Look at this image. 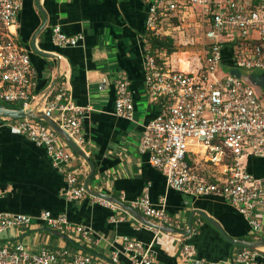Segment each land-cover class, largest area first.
I'll use <instances>...</instances> for the list:
<instances>
[{"label":"crops","instance_id":"obj_1","mask_svg":"<svg viewBox=\"0 0 264 264\" xmlns=\"http://www.w3.org/2000/svg\"><path fill=\"white\" fill-rule=\"evenodd\" d=\"M241 1L256 5L263 0ZM193 9L172 12L160 25L161 37H170L175 47L170 54L162 51L180 69L177 56L180 52L176 46L182 42L185 31L174 21L182 24ZM196 10L197 14L191 16L202 21ZM146 15V0H22L13 31L18 43L28 51L35 71V98L31 108L43 111L47 103L41 99L42 93L50 92L52 98L57 87L68 82L74 102L89 108L81 130L85 139L82 149L94 166L90 187L128 205L144 191L152 203L164 197L166 211L170 215H179L183 230L188 227L191 213L199 210L232 238L264 239V234L253 231L245 217L222 197H190L169 188L165 176L149 163V154L139 152L143 128L157 111L145 91ZM56 24L68 35H79L77 42L65 47L55 45L51 28ZM203 34L202 50L198 51L202 55ZM33 44L50 56L34 52ZM228 49L223 48V60L232 61ZM117 73L127 75L130 80L134 105L131 119L115 113V93L111 84L105 88L98 86L103 78L112 79ZM190 162L197 164L196 168L205 178L212 180L214 174L217 176L215 167L205 163L200 156L190 154ZM243 163L248 172L264 178V157L247 155ZM71 164L84 184L90 171L87 162L74 153ZM215 169L217 172L218 168ZM65 189L62 175L53 168L43 147L0 120V213L37 216L41 211L49 210L54 215L65 214L74 227L69 232L58 231L34 221L29 226L1 232L0 246L21 241L32 251L67 248L76 254H89L95 264H111L110 253L120 250L121 236L130 235L152 245L156 257L154 264H189L179 253L182 245L175 233L145 225L119 205V208L111 209L92 195L81 200H68ZM112 216L123 217V220L111 222ZM257 217L262 219L263 216L259 213ZM78 225L92 231L91 242L75 229ZM186 236L194 245L196 256L207 261L223 263L243 248L227 241L196 213ZM257 250L255 264H264V246ZM119 264H127L123 255H120Z\"/></svg>","mask_w":264,"mask_h":264},{"label":"built area","instance_id":"obj_2","mask_svg":"<svg viewBox=\"0 0 264 264\" xmlns=\"http://www.w3.org/2000/svg\"><path fill=\"white\" fill-rule=\"evenodd\" d=\"M22 0H0V101L15 103L17 108H31L35 95V71L28 51L17 41L13 27ZM146 33L161 37V21L172 12L198 9L204 31L203 62L186 59L187 68L180 69L168 60L162 50L153 51L146 42L143 57L145 91L156 106V115L145 124L138 150L149 154V163L166 178L169 188L186 196H220L245 217L255 232L264 234V178L247 171L243 159L247 155L264 157V103L258 92L241 75L231 69L221 73L223 48L231 44L232 63L236 69L264 70V0L256 5L241 0H146ZM55 45H73L79 35L64 33L60 25L51 28ZM233 71V72H231ZM114 89V109L118 116L131 119L133 95L127 75L117 73L103 78L99 88ZM46 101L43 113L53 119L82 148L85 139L81 130L88 107L76 104L68 82L62 83L57 94ZM0 120L43 147L53 168L62 175L68 200H81L90 194L85 190L78 170L71 164L73 152L60 135L39 119L0 117ZM190 154L214 168V178H205L190 162ZM1 196V192H0ZM95 197V196H94ZM106 207L117 209L116 203L95 197ZM150 221L183 230L179 215L166 211L165 199L152 203L147 191L130 205ZM261 213L262 219L257 215ZM134 219H136L134 217ZM123 217H111V222ZM34 221L50 229L69 232L74 229L65 214L54 215L43 210L37 216L23 213H0V233ZM75 229L86 241L92 231L84 225ZM181 243L180 255L189 264H255L258 250L243 247L228 261L217 263L198 258L187 236L175 233ZM120 250L110 253L111 264H119L123 255L127 264H154L152 245L130 235L121 236ZM0 264H95L89 254H76L67 248L36 251L23 242L0 246Z\"/></svg>","mask_w":264,"mask_h":264},{"label":"water","instance_id":"obj_3","mask_svg":"<svg viewBox=\"0 0 264 264\" xmlns=\"http://www.w3.org/2000/svg\"><path fill=\"white\" fill-rule=\"evenodd\" d=\"M33 50L34 52L43 55V56H50L49 53L39 51L33 44ZM233 72V71H231ZM242 79L251 85L256 91H258V84L260 82H264V72L263 73H258L255 75H249V74H242L241 75ZM0 117H8L12 119H19V118H29V119H39L43 120L45 123H47L49 126H51L63 139V141L66 143V145L72 149V151L81 156L88 164V167L90 169L89 173L86 175L85 180H84V188L85 190L92 196L99 197L102 199H105L107 201L116 203L119 205L123 210L128 211L132 216H134L138 221L141 223L151 226L153 228H156L161 231L165 232H170V233H182L183 235H188V233L191 230V225H192V216L194 213L197 215L203 217L209 224H211L215 229H217L221 235L230 243L241 246V247H246L252 250H256L260 246H264V239H260L257 241H245V240H239L232 238L228 236L223 229L212 219H210L204 212L196 210L191 213L188 219V227L187 229L184 230H176L173 227L163 225V224H157L153 223L150 221L147 217H145L143 214L140 212L136 211L134 208H132L130 205L126 204L119 198L109 195L106 193H102L100 191L94 190L92 187L89 186V181L92 175L94 174V166L92 162L89 160V157L87 154L84 152L82 148H80L69 136L68 134L61 129L53 119L50 117H47L42 111H36L32 108H17V107H9L5 104L0 103Z\"/></svg>","mask_w":264,"mask_h":264},{"label":"rangeland","instance_id":"obj_4","mask_svg":"<svg viewBox=\"0 0 264 264\" xmlns=\"http://www.w3.org/2000/svg\"><path fill=\"white\" fill-rule=\"evenodd\" d=\"M189 13H191V15H196L197 10L193 9V12H189ZM191 15L188 14L185 17V19L182 20L183 25L180 22L174 21L175 24H179L181 26V30L185 31V33L183 34L182 42L179 43L178 46H176L177 47L176 49L180 52L179 54H177V56L179 57L183 52H186L187 53L186 57H188V59L195 60L196 58H199L201 62H203V57H202L203 55L201 53H198V51L200 49L202 50V44H201L202 34L204 33V30L207 28L208 25L203 23L201 20H199L197 16H191ZM171 22L173 23L172 20ZM173 34L177 35L176 32H173ZM220 71L221 73H227L230 71V68L221 64ZM236 71L237 74L241 73V74H249V75L263 73V71L257 69H247V68H239L236 69ZM258 94L261 98L264 97V82H260L258 84Z\"/></svg>","mask_w":264,"mask_h":264},{"label":"trees","instance_id":"obj_5","mask_svg":"<svg viewBox=\"0 0 264 264\" xmlns=\"http://www.w3.org/2000/svg\"><path fill=\"white\" fill-rule=\"evenodd\" d=\"M145 39H146L147 43H150V46H151L153 51L164 50L168 54H170V53L175 51V47L173 45V41H172V39L170 37H167V36H165V37H154V36H151L150 34L146 33ZM224 47L229 48L228 49L229 51L231 50V44H226V45H224ZM222 64L224 66L229 67L230 70L233 69V70L236 71V68L234 67L232 61L223 60ZM257 70H260V69H257ZM260 71L264 72V70H260ZM57 92H58V87H57L55 93L53 94V97L55 96V94H57ZM260 99L262 100V99H264V97H262V98L260 97ZM262 102L264 103L263 100H262ZM0 103L1 104H5V105H7L9 107H17V105L15 103H6V102H2V101H0ZM42 122H44V121H42Z\"/></svg>","mask_w":264,"mask_h":264},{"label":"bare ground","instance_id":"obj_6","mask_svg":"<svg viewBox=\"0 0 264 264\" xmlns=\"http://www.w3.org/2000/svg\"><path fill=\"white\" fill-rule=\"evenodd\" d=\"M187 56V53L186 52H183L180 56H179V61H180V64H181V68L184 69V68H187V63H185V58Z\"/></svg>","mask_w":264,"mask_h":264}]
</instances>
